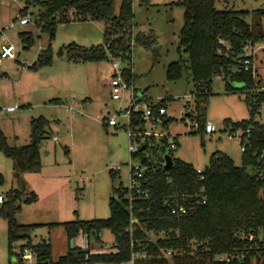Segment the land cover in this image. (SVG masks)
<instances>
[{"label":"rangeland","instance_id":"obj_1","mask_svg":"<svg viewBox=\"0 0 264 264\" xmlns=\"http://www.w3.org/2000/svg\"><path fill=\"white\" fill-rule=\"evenodd\" d=\"M120 1L113 0L112 15L118 14ZM178 1L133 0L129 40L140 32L152 30L156 37L153 47L145 48L132 40L127 57L108 56L102 61L74 62L68 59L63 47L70 43L85 47L102 44L103 21L58 24L54 38L50 40L48 34L34 24L33 14L38 7H28L25 16L30 21L22 25L19 10L24 0H0V45L4 42L13 44L15 54L14 59H0V131L9 147H21L31 140V121L39 117L46 120L38 144V172L17 173L14 160L0 150V174L3 177L0 195L5 199L9 189L21 190L17 201L20 208L14 214L16 223L41 225L29 235L34 243L44 240L51 245L53 261L65 254L68 245L75 246L74 242L81 243L82 239L79 241L75 237L68 243L62 225L48 224L108 218V200L113 196V188L128 186L129 167L142 166L143 158L153 169L159 170L164 165V156L170 155L202 172L211 154L219 151L235 166H241L240 131L237 129L236 136L229 134L236 130L232 128V122L250 118L248 101L252 94L228 89L222 77L216 76L212 78L209 92L197 97L198 90L188 70L179 80L166 79L165 69L169 63L181 60L188 67L187 54L179 47L184 8L177 4ZM214 7L248 11L245 21L258 39L250 42L255 50L253 77L257 87L264 89V16L254 13L264 7V0H215ZM20 32L31 33L32 44L28 48H24L19 39ZM49 46L51 62L29 67ZM61 49L62 53L58 54ZM112 62H117L120 68L131 69L134 75L132 90L145 95L139 108L162 100L166 109L163 123L153 124L148 120L143 123L145 142L134 139L132 143L139 149L142 145L145 148L133 156L128 150L130 139L124 127L126 120L118 114L117 125L102 122L103 118L122 113L129 106L127 96L131 88L123 93V99H111L109 75ZM237 87L241 85L237 84ZM189 94L191 97L187 101L185 95ZM10 106L15 107L14 110L9 111ZM204 121H210L216 131L206 133L202 127L190 128L191 124L199 122L202 125ZM253 122L264 125V102L255 106ZM170 142L175 144L173 149L169 148ZM115 167L119 170L112 176L110 170ZM32 193L35 199L26 203L25 199ZM147 235L155 242L160 234L148 232ZM7 236V220L0 216V264L15 262L8 254ZM88 242L90 251L107 249L112 247L113 234L104 229L99 239L90 235ZM21 243L23 241L12 244L13 253L18 254ZM163 256L168 264H175L168 253L164 252ZM22 261L23 264L35 263L32 255Z\"/></svg>","mask_w":264,"mask_h":264},{"label":"trees","instance_id":"obj_2","mask_svg":"<svg viewBox=\"0 0 264 264\" xmlns=\"http://www.w3.org/2000/svg\"><path fill=\"white\" fill-rule=\"evenodd\" d=\"M133 0H121L117 15H112L113 0H24L19 10L25 16L29 6L38 7L33 14L34 24L41 32L53 39L58 24L71 21H103V42L85 47L75 43L64 46L69 60L74 62H96L112 57H126L130 52V28L132 26ZM215 0H179L184 8L183 25L179 32V47L188 57V67L181 61H173L166 66L167 80H179L187 72L196 96L209 92L212 78L222 77L228 89L245 90L252 94L248 101L250 118L232 122L233 129H241V166H235L224 153L211 154L209 163L202 172L192 164L172 158V165L165 169H153L144 158L143 164L149 169L146 175L153 179L147 184L148 198L135 199L131 211L139 219L140 225L129 232V203L126 188H113V196L108 200L109 216L106 219L72 220L48 225H62L68 243L79 233L98 236L108 229L114 236V251L90 253L88 249L68 245L66 253L56 261L51 259L50 244L44 240L34 243L30 230L40 224L19 225L14 214L20 206L17 201L21 190L9 189L0 206V216L7 220V240L9 257L22 262L24 249L31 252L34 264H122L129 263L132 254H137L133 264H168L162 251H170L175 264H262L264 258V179L259 178L261 163L258 160L264 149V125L253 122L255 106L264 102V89H259L250 69L244 70L243 47L247 42L258 40L251 26L245 21L246 10L214 7ZM264 16V7L254 12ZM254 14V15H255ZM71 15V16H70ZM24 48L32 44L30 32L18 33ZM134 44L151 48L156 43L152 30L133 36ZM179 50V48H178ZM62 53V49L58 54ZM51 62L50 46L42 51L35 63L29 67L46 65ZM125 77L132 81L131 69L125 68ZM232 84L241 87L235 89ZM240 88V89H239ZM252 91L253 89H255ZM259 89V90H258ZM143 96L144 92H143ZM162 104V100L159 102ZM106 118L103 123L106 124ZM165 121V120H164ZM163 121V122H164ZM46 120L42 117L31 121L30 142L21 147H9L0 131V150L14 160L17 173L40 170L38 144L42 138ZM136 121H132L133 127ZM245 141V144L243 142ZM136 154H131V156ZM153 170H157L154 172ZM113 169L110 174L114 176ZM3 177L0 174V183ZM146 187V185H144ZM23 188V187H22ZM174 197L189 207L188 213L171 215L162 200ZM35 199L32 193L25 199L30 203ZM156 234V241H150L146 232ZM19 245V255L12 252V244ZM132 242V245H131ZM145 257H140V254ZM218 256H228V263L216 260ZM11 264V262L9 263Z\"/></svg>","mask_w":264,"mask_h":264},{"label":"built area","instance_id":"obj_3","mask_svg":"<svg viewBox=\"0 0 264 264\" xmlns=\"http://www.w3.org/2000/svg\"><path fill=\"white\" fill-rule=\"evenodd\" d=\"M14 1V0H9ZM30 21V19L27 16H23L19 19V23L24 25L27 24ZM133 40V39H132ZM130 40V42L132 41ZM3 41V40H2ZM129 42V43H130ZM133 44V42H131ZM130 43V48L131 44ZM243 60L241 61V64L243 66L244 70L250 69L252 72V75L254 76L255 70L253 69V56L255 54V50H253L252 45L250 42H247L243 47ZM125 55L129 56V53H125ZM126 56V57H127ZM14 59V46L11 43L4 42L0 45V59ZM115 58H122V57H115ZM125 68H120L117 62H112L110 66V75H109V86H110V96L113 100H120L123 99V93L132 87V81H128L125 77ZM145 96H143V93H140L139 95L135 92V89L132 90L131 93L127 96L129 100V106L125 109L124 112H116L117 114H114L106 119V124L115 126L117 125L116 122V116L119 114L122 118L126 120L124 122V127L127 128L128 136L130 139V143L128 146V150L130 155L131 154H137L140 149L139 147L135 146L132 141L135 139H143L145 142L146 134L143 130V123L148 120L152 122L153 124H161L166 118V109L165 107L158 103V104H152L147 103L146 105H143L142 108H139L138 105L144 99ZM191 95H185V98L187 101H189ZM75 106V105H74ZM15 107H8L7 109L9 111L14 110ZM132 121H136L134 126H131ZM197 128L199 129L202 127L203 131L206 133H213L216 131L215 126L210 121H204L202 125L199 122H195L190 125V128ZM239 137L242 135V131L239 129ZM237 129L232 131L229 135L230 136H236ZM55 139V137H54ZM145 147V145H142ZM175 144L173 142L169 143V148L173 149ZM244 150V146L241 145V151ZM261 163L260 172L258 173L259 178L264 179V149L262 150L259 159ZM149 169V166L147 164L141 165H131L129 167V182L128 186H126V193H127V200L129 203V232L134 231L137 226L140 225L139 219L134 216L133 212L131 211V203L135 199L139 198H148L149 197V191L147 188V184L151 183V180L153 177L151 175H146V170ZM115 171H118L119 168L115 167ZM146 185V187L144 186ZM3 202V197L0 195V203ZM162 206L167 207L169 210V213L171 215H184L188 213L189 207L183 203V200L180 202L178 199L174 197H166L162 200ZM152 232V231H149ZM148 233V232H146ZM154 233V232H153ZM156 234V233H155ZM161 236L163 233H159ZM157 235V234H156ZM132 245V242H131ZM162 255H164V252H161ZM166 253L170 254V251H166ZM19 254V252H18ZM31 252L27 249H24L21 255V259H30L31 258ZM137 254H132L131 259L129 261V264H133L134 259ZM13 257V256H12ZM140 257H145V254H140ZM15 262L13 264H23V261L20 263V261L14 256ZM217 261L219 262H225L228 263L230 261V258L228 256H218Z\"/></svg>","mask_w":264,"mask_h":264},{"label":"crops","instance_id":"obj_4","mask_svg":"<svg viewBox=\"0 0 264 264\" xmlns=\"http://www.w3.org/2000/svg\"><path fill=\"white\" fill-rule=\"evenodd\" d=\"M30 231H32V230H30ZM104 231V229L103 230H101L100 231V233L98 234V236H95V239H99V237L101 236V234H102V232ZM78 238H79V241H80V238L82 239V242L80 243V242H78L77 243V241H75L74 242V245L75 246H79V247H81V248H85V249H88L89 250V242H88V239H87V236L86 235H84V234H82V233H79L77 236H76V239L78 240ZM74 239L75 238H73L72 240L74 241ZM113 245H114V236H113V243H112V247H110V248H107V249H99V250H95V251H90V253H102V252H107V251H114V248H113ZM51 246V245H50ZM66 253V252H65ZM64 255V254H63ZM60 257V256H59ZM53 261V260H52ZM54 261H56V260H54ZM100 264H104V263H100ZM122 264H129V263H122Z\"/></svg>","mask_w":264,"mask_h":264},{"label":"water","instance_id":"obj_5","mask_svg":"<svg viewBox=\"0 0 264 264\" xmlns=\"http://www.w3.org/2000/svg\"><path fill=\"white\" fill-rule=\"evenodd\" d=\"M233 87L238 88L237 84H232ZM145 147L141 146L140 150H143ZM172 165V157L170 155H165L164 156V165L163 167L165 169L169 168Z\"/></svg>","mask_w":264,"mask_h":264}]
</instances>
